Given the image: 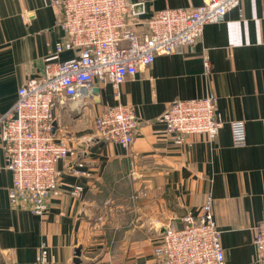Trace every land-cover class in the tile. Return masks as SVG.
<instances>
[{"label": "crops", "instance_id": "obj_1", "mask_svg": "<svg viewBox=\"0 0 264 264\" xmlns=\"http://www.w3.org/2000/svg\"><path fill=\"white\" fill-rule=\"evenodd\" d=\"M55 1L0 0V115L46 63L74 56L56 53L55 44L66 38ZM203 1L145 0L139 19ZM225 14L204 25L193 47L157 55L127 78L118 97L95 80L92 98L55 106L54 138L76 148L84 163L80 175L68 161L55 165L57 194L43 216L10 202L12 178L0 143V264H40L42 247L53 264H154L162 231L182 227L186 216L198 218L207 198L224 264H257L253 228L264 221V0H240ZM209 94L223 126L213 139L191 135L175 146L161 115L174 100ZM116 104L135 111L132 144L82 142L93 135L99 111ZM238 120L246 141L234 146L229 123ZM74 186L82 188L77 198L69 192Z\"/></svg>", "mask_w": 264, "mask_h": 264}, {"label": "built area", "instance_id": "obj_2", "mask_svg": "<svg viewBox=\"0 0 264 264\" xmlns=\"http://www.w3.org/2000/svg\"><path fill=\"white\" fill-rule=\"evenodd\" d=\"M145 0H56L57 24L65 42L55 44L56 53L71 51L74 56L61 62H48L39 77L31 78L17 89L16 102L0 115V143L4 162L12 178L8 189L10 202L23 206L39 217L47 211V200L57 194L60 161L71 163L72 173L80 175L81 153L53 136L52 110L64 101L93 96V82L107 83L117 96L127 78L152 64L157 55L179 54L193 47L206 24L220 23L227 11L240 0H204L193 9L172 8L157 11L143 22ZM143 29L137 31L138 27ZM207 68L208 62L205 59ZM213 94L190 100H174L161 115L164 133L176 145L191 135L213 139L223 126ZM136 114L121 104L103 108L95 116L93 135L82 142L103 141L127 149L136 133ZM232 144L245 140L244 125L232 121ZM82 188L69 192L74 198ZM183 226L166 227L159 244L152 249L154 264H224L219 230L212 218L210 198L198 218L186 216ZM256 263L264 264V221L253 228ZM40 264L48 261L44 247ZM141 264V263H131Z\"/></svg>", "mask_w": 264, "mask_h": 264}, {"label": "water", "instance_id": "obj_3", "mask_svg": "<svg viewBox=\"0 0 264 264\" xmlns=\"http://www.w3.org/2000/svg\"><path fill=\"white\" fill-rule=\"evenodd\" d=\"M96 90V89H95ZM95 90H93V92H95Z\"/></svg>", "mask_w": 264, "mask_h": 264}]
</instances>
